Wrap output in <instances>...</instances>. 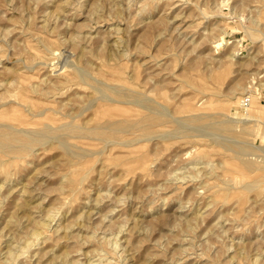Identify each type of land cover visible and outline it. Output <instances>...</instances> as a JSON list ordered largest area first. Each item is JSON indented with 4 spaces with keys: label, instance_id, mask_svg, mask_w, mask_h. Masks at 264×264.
<instances>
[{
    "label": "rangeland",
    "instance_id": "obj_1",
    "mask_svg": "<svg viewBox=\"0 0 264 264\" xmlns=\"http://www.w3.org/2000/svg\"><path fill=\"white\" fill-rule=\"evenodd\" d=\"M157 110L0 151V264H264V0H0V124Z\"/></svg>",
    "mask_w": 264,
    "mask_h": 264
},
{
    "label": "bare ground",
    "instance_id": "obj_2",
    "mask_svg": "<svg viewBox=\"0 0 264 264\" xmlns=\"http://www.w3.org/2000/svg\"><path fill=\"white\" fill-rule=\"evenodd\" d=\"M78 70V69H77ZM80 74V73H79ZM93 88V87H92ZM102 94V93H100ZM103 95V94H102ZM107 96V95H106ZM100 98V97H99ZM102 99V98H101ZM108 100V99H107ZM110 101V100H109ZM135 101V100H134ZM138 100H136L137 102ZM252 103L251 104V107H247L246 109L247 110H244V111H247V112H244L243 113H247V114H251L253 112V109L254 107H256L255 105V102L251 100ZM93 103V102H91ZM139 103V102H137ZM156 103V102H155ZM187 103V102H186ZM235 103V102H234ZM88 104V103H87ZM92 105V104H91ZM139 105V104H138ZM87 106H90V105H87ZM86 106V107H87ZM250 106V105H249ZM85 107V108H86ZM235 107V106H234ZM88 109V108H87ZM165 109V108H164ZM168 110V109H167ZM156 112V111H155ZM169 113V112H168ZM81 114V113H80ZM155 114V113H154ZM166 114V113H165ZM195 114V113H194ZM170 114H168L169 116ZM68 116V115H66ZM167 116V115H165ZM192 116V115H191ZM197 116H200L197 115ZM202 116V115H201ZM164 117V114L163 112L161 111H158L156 112L155 115L153 116H149L147 118H145L142 122L138 123L136 121H127V120H122V121H116V120H111V119H104L102 122H98L97 123V120L95 121V126L94 128L92 129H88L85 131V129H87L86 127H83V126H79L75 123H61L60 125H58L57 127L56 124L54 123H51V122H46L44 124H42V129L41 131H33V130H21V129H17V128H13L9 125H2L0 124V127H6L7 129H9L8 131L9 132H0V151H5V150H25L26 148H28L31 144L35 143V142H40L42 140H45V139H48V138H52V140L54 138L56 139H59L60 141L65 140L66 138H70V137H74L73 134L74 133H77L76 135L78 136H75L77 138H81V137H88V138H94V139H98L102 142H110V143H113L112 141H114V138L118 137V134L124 130L126 127H129V126H135V125H138L140 127V125H147L148 127L151 125V124H154V122L157 120H160ZM210 117V116H209ZM70 118V116H69ZM74 118V117H73ZM188 119V123L190 122L189 121V118L186 117ZM200 118V117H199ZM207 118V117H206ZM71 119V118H70ZM173 119V118H172ZM186 119V121H187ZM191 119V118H190ZM196 116L193 117L191 120L193 121H196ZM204 121V119H201ZM200 120V121H201ZM208 120V119H206ZM210 120H213V118H211ZM138 121V120H137ZM170 121V120H169ZM168 121V122H169ZM177 121V120H176ZM215 121H216V118H215ZM214 121V122H215ZM171 122V121H170ZM180 122V121H179ZM208 122V121H207ZM206 122V123H207ZM211 124H206L208 128L209 125L211 126V128L214 130V131H226V130H230L228 129L229 126H226L224 124L223 121H221L222 123H219V124H212V121H210ZM217 122V121H216ZM232 122V121H231ZM94 123V122H93ZM92 123V124H93ZM177 123V122H176ZM184 123V122H183ZM178 124V123H177ZM181 124V123H180ZM195 124V123H194ZM19 125H22L19 124ZM32 125H37L35 123H33ZM163 125V124H162ZM197 125V124H196ZM85 126V125H84ZM161 126V125H159ZM158 126V127H159ZM180 127V125H178ZM138 127V128H139ZM157 127V126H156ZM176 127V126H175ZM22 128V127H21ZM154 128V127H153ZM3 129V128H2ZM6 129V130H7ZM133 129V128H132ZM143 129V128H142ZM141 129V130H142ZM150 129V128H148ZM192 129V128H191ZM128 130V129H127ZM131 130V129H130ZM137 130V129H136ZM140 130V129H139ZM175 130V129H174ZM203 130V129H202ZM125 131V130H124ZM135 131V130H134ZM178 131L181 132L178 128ZM186 131V130H185ZM193 131V130H192ZM147 132V131H146ZM228 133V131H226ZM197 133V132H195ZM205 134V133H204ZM167 135V134H166ZM200 136V135H199ZM203 136V135H202ZM208 136V135H207ZM220 136V135H219ZM143 137V136H142ZM145 137H148V136H145ZM205 137V136H204ZM238 137V136H237ZM110 138H113V140H111ZM242 138V137H241ZM73 139V138H72ZM111 140V141H108V140ZM167 139V138H166ZM50 140V141H52ZM117 140V139H115ZM58 141V140H57ZM227 141V140H226ZM229 141V140H228ZM231 141V140H230ZM116 142V141H115ZM109 143V144H110ZM218 143V142H217ZM233 143V142H232ZM239 143V142H238ZM58 144L62 145V143L58 142ZM64 144V143H63ZM118 144V143H117ZM129 144V143H128ZM236 144V143H235ZM107 145V143L105 144ZM65 146V145H64ZM63 146V147H64ZM69 150V149H68ZM199 150V149H198ZM234 151L238 154V153H242L244 151V148L242 146H239V145H234ZM17 152V151H16ZM71 152V151H69ZM188 153V152H187ZM75 155V154H74ZM252 156V155H251ZM254 157V156H253ZM255 161V160H254ZM192 162V161H191ZM196 163V162H195ZM198 163V162H197ZM196 163V164H197ZM255 164V162H254ZM253 162H250V161H242L241 162V167L244 168V169H248L250 170L251 167L254 166ZM220 165V164H219ZM258 165V164H256ZM258 167V166H257ZM195 169V168H194ZM263 169V168H262ZM192 170V169H191ZM211 170V169H210ZM213 170V168H212ZM255 170V169H254ZM260 170V169H259ZM263 172V171H262ZM9 176V175H8ZM191 179V178H190ZM188 179V180H190ZM185 180V179H184ZM187 180V179H186ZM192 180V179H191ZM183 181V180H182ZM61 182V181H60ZM192 182V181H191ZM205 185V184H204ZM128 197V196H127ZM95 200V199H94ZM87 218V217H86ZM85 218V219H86ZM40 223V222H39ZM38 223V224H39ZM44 224V223H42ZM40 225V224H39ZM43 226V225H42ZM124 226V225H123ZM44 227V226H43ZM47 228V227H46ZM45 229V228H44ZM95 229V228H94ZM123 230V229H122ZM121 231V229H120ZM122 232V231H121ZM116 233V232H115ZM39 234V233H38ZM93 234V232H92ZM120 234V233H119ZM91 235V234H90ZM43 236V235H42ZM92 236V235H91ZM104 237V236H103ZM44 240V239H43ZM116 240V239H115ZM44 243V242H43ZM45 244V243H44ZM112 249V248H111ZM9 251V250H8ZM183 252V251H182ZM240 253V252H239ZM45 255V254H44ZM106 260V259H105ZM180 263V262H179ZM178 263V264H179ZM41 264V263H40ZM55 264V263H53ZM59 264V263H58Z\"/></svg>",
    "mask_w": 264,
    "mask_h": 264
},
{
    "label": "built area",
    "instance_id": "obj_3",
    "mask_svg": "<svg viewBox=\"0 0 264 264\" xmlns=\"http://www.w3.org/2000/svg\"><path fill=\"white\" fill-rule=\"evenodd\" d=\"M249 102H250V100H249L248 98L242 100V104H243V106H244L245 108L249 106Z\"/></svg>",
    "mask_w": 264,
    "mask_h": 264
}]
</instances>
